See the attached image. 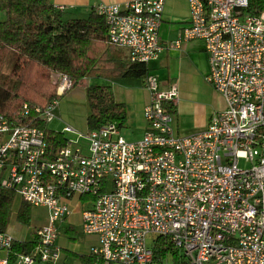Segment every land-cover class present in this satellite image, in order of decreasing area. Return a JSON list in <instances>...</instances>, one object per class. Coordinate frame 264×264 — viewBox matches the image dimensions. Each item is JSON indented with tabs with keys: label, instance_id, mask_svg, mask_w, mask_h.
Masks as SVG:
<instances>
[{
	"label": "built area",
	"instance_id": "1",
	"mask_svg": "<svg viewBox=\"0 0 264 264\" xmlns=\"http://www.w3.org/2000/svg\"><path fill=\"white\" fill-rule=\"evenodd\" d=\"M252 1L188 0L189 25L168 47L160 38L167 0L96 9L109 44L128 50L130 63L148 65L165 48L204 42L207 80L227 109L203 132L177 135L179 89L162 90L149 76L148 129L137 142L125 141L119 125L108 123L79 135L82 144L68 140L55 149L40 126L57 118L60 99L46 107L25 104L16 119L0 115V186L49 212L34 234L35 252L19 255L15 264L58 261L59 229L75 198L89 199L82 203L89 207L82 227L99 240L92 264H264V14L250 12ZM57 77L61 98L72 81ZM159 238L174 252L156 261ZM18 242L0 231V264H11Z\"/></svg>",
	"mask_w": 264,
	"mask_h": 264
},
{
	"label": "trees",
	"instance_id": "2",
	"mask_svg": "<svg viewBox=\"0 0 264 264\" xmlns=\"http://www.w3.org/2000/svg\"><path fill=\"white\" fill-rule=\"evenodd\" d=\"M250 12L262 14L264 0H253ZM1 14L5 15L4 20L0 19L2 116L16 119L25 104L46 107L59 99L56 92L49 94V88L30 91L32 88L26 78L32 69L46 71V74L69 75L74 83L72 89L89 78L102 77L112 82L143 81L148 74L145 64L126 63L122 52L109 44L105 19L96 11L86 19L65 20L63 12L50 0H0ZM37 98H41L40 101ZM89 98L92 107L88 118L89 130L99 129L108 123L124 126L126 111L123 105L116 103L111 87H92ZM40 127L46 131L50 146L55 149L66 146L68 140L64 135L49 130L44 124ZM17 198L14 191L0 186L1 232L9 229L13 218L26 227L32 224V206L23 201L18 206ZM35 249L34 240L15 243L11 264L16 263L19 255H32ZM154 251L155 259L159 261L174 249L166 240L159 238Z\"/></svg>",
	"mask_w": 264,
	"mask_h": 264
},
{
	"label": "crops",
	"instance_id": "3",
	"mask_svg": "<svg viewBox=\"0 0 264 264\" xmlns=\"http://www.w3.org/2000/svg\"><path fill=\"white\" fill-rule=\"evenodd\" d=\"M132 1L135 0H50L58 10L63 8L61 11L65 20L86 19L100 5L125 6ZM189 22L190 8L188 0H167L164 21L160 29V38L164 47H168L171 42L179 39L184 29L188 27ZM119 50L123 54V60L130 63L129 51ZM146 66L148 69L147 76L156 78L162 90H168L173 86L179 89L180 97L173 121L178 136L189 137L205 131L208 128L210 119L216 113L227 109L224 97L207 80L210 73V62L204 42L193 40L185 43L181 50L165 48L156 59ZM153 71L157 73L158 77L153 76ZM145 78L143 81L119 80L113 82L114 86L111 87L116 103L123 105L126 111L125 124L123 127L119 125L121 132L127 124H132L141 131L140 140L143 139L148 129L144 111L151 101L150 92L145 86ZM84 81L87 80H83L82 83H85ZM80 86L81 84L78 88ZM204 94L210 96V102L199 103V96ZM70 205L72 215L60 226L59 230L60 232L64 231L73 244L71 250L67 251L68 258L62 264L93 263L95 259L91 252L92 249L99 246V240L96 236L85 235L83 227L82 231L79 232L75 223L71 221L79 212L81 225H83V209L81 211L82 202L80 199H73ZM48 216L49 212L47 210L45 222L39 228L47 223ZM7 231L18 241L29 242L15 236L10 227ZM59 234L58 240L61 239V233ZM57 248L59 250L65 249L63 246Z\"/></svg>",
	"mask_w": 264,
	"mask_h": 264
},
{
	"label": "rangeland",
	"instance_id": "4",
	"mask_svg": "<svg viewBox=\"0 0 264 264\" xmlns=\"http://www.w3.org/2000/svg\"><path fill=\"white\" fill-rule=\"evenodd\" d=\"M88 18V17H86ZM0 19L4 20L5 15L1 14ZM27 82L31 86L30 91H45V89L49 88V94L51 92L58 91V87L60 84V79L57 77L60 73L50 72L49 74H46V71L38 70V69H32L27 72ZM154 75L157 76V73L153 71ZM66 75V74H65ZM70 79L71 77L67 75ZM87 81H84L85 83H82L81 86L75 89H72L73 87V80L71 79L72 83L70 84L69 88L65 92L64 96L59 98L60 104L57 107L56 111L54 112V115L57 117L54 119L53 122L49 123L47 125V128L53 132L60 133L65 136V138L69 141H77V143L82 144L83 140L79 139V135H86L89 130L88 126V118L92 114V107L90 103L89 98V89H92V87H113L114 84L111 80H108L106 78H89L84 79ZM210 85V84H209ZM28 90V88H26ZM48 90V89H47ZM34 96V93H32ZM50 98V96H48ZM37 101H40L41 98H37ZM32 100V99H30ZM34 100V99H33ZM211 98L209 95H201L198 98V102L205 104L210 102ZM72 127L76 130V133H66L65 128L66 127ZM122 137L125 141L133 143L140 140V134L141 131L133 126L132 124H127L125 128L122 129ZM241 167L248 168L249 165H247L245 162L241 163ZM89 199L84 198L81 199V202L83 205H87L86 202ZM22 200L20 198H17L16 204L19 206ZM88 206H82V209H88ZM17 212V211H16ZM47 216V210L42 207H31V218H32V224L29 227L23 226L21 224H18V222L13 218L10 228L12 233L17 236L18 238H23L25 241H31L34 239V234L36 233L37 229H39V226H41L46 219ZM75 223V225L78 228V231H82V225H81V217L80 213L78 212L75 217L71 220ZM61 233V239L56 241V246H63L65 249L59 250V256L60 258L56 263L51 264H62L66 258H68V250H71V246L73 242H71L68 237L66 236V233L64 231ZM60 236V234H59ZM148 245L150 247H153L154 237L150 235L147 239ZM71 259H74L72 256ZM36 264H43V263H36Z\"/></svg>",
	"mask_w": 264,
	"mask_h": 264
}]
</instances>
